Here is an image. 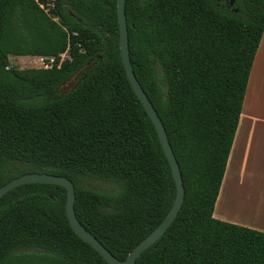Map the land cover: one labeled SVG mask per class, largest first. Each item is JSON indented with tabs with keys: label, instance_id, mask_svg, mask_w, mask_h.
Returning <instances> with one entry per match:
<instances>
[{
	"label": "trees",
	"instance_id": "1",
	"mask_svg": "<svg viewBox=\"0 0 264 264\" xmlns=\"http://www.w3.org/2000/svg\"><path fill=\"white\" fill-rule=\"evenodd\" d=\"M49 2L47 13L36 0H0V186L28 172L68 177L79 223L124 259L170 208L173 174L121 61L116 0ZM124 9L133 71L184 186L175 219L135 264H264V231L213 217L264 0H124ZM63 52L46 69L9 62ZM65 202L54 183L6 192L0 264H109L75 233Z\"/></svg>",
	"mask_w": 264,
	"mask_h": 264
},
{
	"label": "crops",
	"instance_id": "2",
	"mask_svg": "<svg viewBox=\"0 0 264 264\" xmlns=\"http://www.w3.org/2000/svg\"><path fill=\"white\" fill-rule=\"evenodd\" d=\"M213 217L264 231V31L249 73Z\"/></svg>",
	"mask_w": 264,
	"mask_h": 264
},
{
	"label": "water",
	"instance_id": "3",
	"mask_svg": "<svg viewBox=\"0 0 264 264\" xmlns=\"http://www.w3.org/2000/svg\"><path fill=\"white\" fill-rule=\"evenodd\" d=\"M228 1L230 5L234 4V0ZM234 10L237 11L236 8ZM116 12L119 24V46L121 61L133 90L140 99L148 116L155 126L159 141L167 157L175 181L176 193L167 213L157 224V226L131 249V251L126 255L124 259H118L96 237L88 232L85 227L81 225L77 220L74 212L75 187L72 180L68 177L54 175L46 172L23 173L19 176L9 179L7 182L0 186V198L9 190L25 183L45 182L59 184L66 189L65 212L68 221L75 233H77L83 240L89 243L109 264H135L137 257H139L146 248L154 244L164 234L166 229L175 219L183 202L184 186L180 167L168 140L165 127L155 108L153 107V104L138 82L132 68L128 49L127 22L124 9V0H116Z\"/></svg>",
	"mask_w": 264,
	"mask_h": 264
},
{
	"label": "rangeland",
	"instance_id": "4",
	"mask_svg": "<svg viewBox=\"0 0 264 264\" xmlns=\"http://www.w3.org/2000/svg\"><path fill=\"white\" fill-rule=\"evenodd\" d=\"M50 1H52V0H50ZM51 3L49 2V4H45V6H44L47 13H49L48 8L50 7ZM9 62H10L11 66H15V67H19V68L35 67V66L39 65V61L37 59L31 57V55H10L9 56ZM78 76H79V74H77V75L73 76L71 79H69L65 84L62 85L61 90L66 91L69 88H71L75 84Z\"/></svg>",
	"mask_w": 264,
	"mask_h": 264
},
{
	"label": "built area",
	"instance_id": "5",
	"mask_svg": "<svg viewBox=\"0 0 264 264\" xmlns=\"http://www.w3.org/2000/svg\"><path fill=\"white\" fill-rule=\"evenodd\" d=\"M36 1L39 4V6L41 8H43L44 10H45V8H44L45 4H49L48 0H36ZM51 5H53V4L51 3ZM66 55H67L66 52L61 53L59 61L56 60L55 56L31 55V57H33L39 61V65L35 66V67H40V68L46 69V68L52 67L53 65L59 66L60 62L66 57Z\"/></svg>",
	"mask_w": 264,
	"mask_h": 264
}]
</instances>
